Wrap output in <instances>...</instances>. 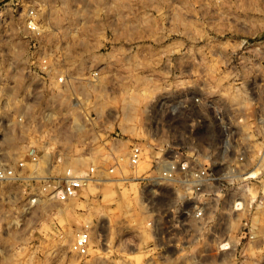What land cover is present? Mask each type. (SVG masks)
<instances>
[{
    "label": "rangeland",
    "instance_id": "rangeland-1",
    "mask_svg": "<svg viewBox=\"0 0 264 264\" xmlns=\"http://www.w3.org/2000/svg\"><path fill=\"white\" fill-rule=\"evenodd\" d=\"M78 1L69 0L70 14L51 8L52 15L40 18L59 29L49 38L61 43L55 48L72 57L68 64L76 72L100 66L116 77L103 76L97 85L78 89L97 112H117L109 130L118 131L121 153L131 141L148 137L147 130L165 147L184 152L202 147L206 140L214 145L223 131L218 112L210 106L230 115L232 105L248 103L241 91H230V74L239 70L243 77L264 75V0H80L87 12L71 14ZM28 3L0 0L2 66V58L13 56L10 41L21 48L13 65L22 67L33 45L44 40V33L25 37L21 30ZM103 5L106 14L98 13ZM97 23L101 29L94 31ZM244 39L258 40L255 55L262 63L256 68L247 62L235 64L238 54H252L241 53ZM202 72V91L218 94L217 100L189 108V92L196 90L192 75ZM131 96L138 101L126 109ZM178 102L180 112L171 113L168 105ZM191 122L203 129L192 132ZM64 145L72 146L69 138ZM102 146L94 154H105ZM82 161L79 167L90 163ZM96 161L106 166L108 158ZM187 209L189 198L182 189L145 187L135 178L94 183L68 201L43 198L38 204L26 203L18 185L0 184V264H264V225H259L254 242L217 254L203 225L190 222L182 211ZM177 210L178 216L173 215ZM86 222L91 226L90 244L80 255L70 250V243Z\"/></svg>",
    "mask_w": 264,
    "mask_h": 264
},
{
    "label": "built area",
    "instance_id": "built-area-1",
    "mask_svg": "<svg viewBox=\"0 0 264 264\" xmlns=\"http://www.w3.org/2000/svg\"><path fill=\"white\" fill-rule=\"evenodd\" d=\"M62 1L28 0L21 30L25 37H41L44 33V40L33 45L22 67L13 65L18 61L13 56L2 58L6 62L0 65V184L18 185L26 203L38 204L43 198L68 201L89 184L135 178L145 187L166 186L176 192L182 189L189 198V209L182 211L189 215L190 222L203 225L205 237L214 241L215 253L254 242L259 225H264V75L253 72L243 77L239 70L230 74V91H241L248 103H235L230 115H223L219 106H210L218 112L223 131L222 137L213 139L214 145L206 140L201 142L202 147L193 146L184 152L165 147L156 133L147 130L148 137L131 141L121 153L118 131L109 130L117 112H97L78 89L97 85L103 76L116 77L103 73L100 66L76 72L69 66L72 57L55 48L61 43L49 38L59 29L40 18L50 14L51 8L63 14ZM85 8L79 0L71 14L84 15ZM107 12L104 5L98 9L100 14ZM92 27L94 31L101 29L98 23ZM243 46L241 53L249 50L252 54H238L235 64L247 62L256 68L262 63L255 55L258 40L244 39ZM19 71L25 84L18 87V99L13 102L9 91L16 79L10 75ZM205 78L203 72L192 75L196 90L189 92V108L217 100L218 94L207 96L202 91ZM190 126L192 132L203 129L196 122ZM68 138L70 147L64 145ZM99 145L106 153L97 156L94 150ZM72 156L90 163L74 168L67 162ZM103 156L108 158L106 166L96 161ZM42 169L48 171L40 172ZM90 232V224L84 223L75 233L70 250L86 254Z\"/></svg>",
    "mask_w": 264,
    "mask_h": 264
},
{
    "label": "bare ground",
    "instance_id": "bare-ground-1",
    "mask_svg": "<svg viewBox=\"0 0 264 264\" xmlns=\"http://www.w3.org/2000/svg\"><path fill=\"white\" fill-rule=\"evenodd\" d=\"M69 2L67 0H63L62 1V4H63V7H62V12L63 15H66V14H70V11H69V7L67 6ZM64 6L65 8H67L65 11H64ZM87 12V7H86V10L84 13ZM53 13V12H52ZM52 13H50L49 15H52ZM8 50L12 53L13 56L15 57H20L21 55V48L19 47V45H17L15 42H12L10 41L8 43ZM16 59V58H15ZM11 77H13L14 79H16V84L12 86V90L9 91V94H10V97H11V100L13 102L17 101L18 97H17V93H18V87H21L22 86V78L20 77V75L17 73V72H13L11 75ZM22 76V75H21ZM24 79V78H23ZM81 91H84V88L81 89ZM87 91V90H86ZM85 93V92H84ZM85 94H88V93H85ZM138 101V97L136 96H131L129 97V99H127L125 101V104H126V109H129L131 107H133V105ZM181 107V105H180ZM169 109H170V112L173 113V114H177L180 112V109H179V102L178 103H172L169 105ZM82 157L80 156H72L70 157L69 159H67V161L69 162L70 165H72L74 168H78L82 163ZM91 185V184H89ZM88 185V186H89ZM89 188V187H88ZM95 189V188H94ZM188 258V257H187ZM188 260V259H187Z\"/></svg>",
    "mask_w": 264,
    "mask_h": 264
}]
</instances>
